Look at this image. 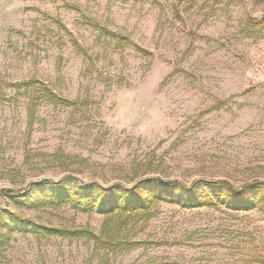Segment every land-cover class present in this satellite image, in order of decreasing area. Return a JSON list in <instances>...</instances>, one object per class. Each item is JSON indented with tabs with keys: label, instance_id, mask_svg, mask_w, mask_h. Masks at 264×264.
Wrapping results in <instances>:
<instances>
[{
	"label": "rangeland",
	"instance_id": "rangeland-1",
	"mask_svg": "<svg viewBox=\"0 0 264 264\" xmlns=\"http://www.w3.org/2000/svg\"><path fill=\"white\" fill-rule=\"evenodd\" d=\"M251 20L264 0H0V232L15 214L141 244L14 232L0 264H264L256 204L162 199L146 216L30 201L42 181L264 182V26ZM39 90L63 105L32 108Z\"/></svg>",
	"mask_w": 264,
	"mask_h": 264
},
{
	"label": "trees",
	"instance_id": "trees-1",
	"mask_svg": "<svg viewBox=\"0 0 264 264\" xmlns=\"http://www.w3.org/2000/svg\"><path fill=\"white\" fill-rule=\"evenodd\" d=\"M252 27L264 26V20L260 22H250ZM35 93L31 102L32 108L39 103L41 95L55 106L63 105V100L51 91ZM30 199L36 196H43L47 203L53 206H63L72 204L80 211L98 212L100 214H145L150 216L153 206L162 199L165 201H177L184 208L190 207H211L216 199H224L231 210H243L254 204L264 211V182H255L254 186L244 185L235 188L229 183L218 181H197L191 186H185L178 181H168L159 178H151L140 181L131 188H122L119 185L103 187L100 185H83L79 189H69L66 181L51 183L42 181L31 185ZM28 195L24 196L27 199ZM7 226V220L1 221ZM9 232H0V246H5L11 240L14 232L21 234H32L37 237H58L61 239L74 240H94L97 246L104 249H119L128 251L140 246L130 240H117L118 244L110 246L87 229H57L41 226L33 221L10 214L8 224Z\"/></svg>",
	"mask_w": 264,
	"mask_h": 264
}]
</instances>
